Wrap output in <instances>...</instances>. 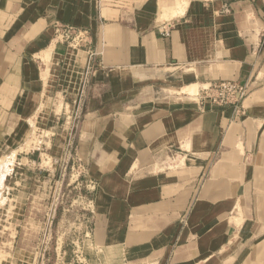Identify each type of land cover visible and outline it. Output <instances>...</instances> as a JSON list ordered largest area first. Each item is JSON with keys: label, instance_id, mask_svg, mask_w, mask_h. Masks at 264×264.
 I'll return each mask as SVG.
<instances>
[{"label": "crops", "instance_id": "1", "mask_svg": "<svg viewBox=\"0 0 264 264\" xmlns=\"http://www.w3.org/2000/svg\"><path fill=\"white\" fill-rule=\"evenodd\" d=\"M57 24L90 43H58ZM227 81L251 84L244 116L200 103ZM83 85L74 153L97 254L264 264V0H0V157L46 155L33 132L59 130Z\"/></svg>", "mask_w": 264, "mask_h": 264}, {"label": "rangeland", "instance_id": "2", "mask_svg": "<svg viewBox=\"0 0 264 264\" xmlns=\"http://www.w3.org/2000/svg\"><path fill=\"white\" fill-rule=\"evenodd\" d=\"M185 92L195 95L198 87ZM69 116L57 131L35 129L27 149L46 154L36 163L0 157V264H118L96 253L90 235L92 192L68 148Z\"/></svg>", "mask_w": 264, "mask_h": 264}, {"label": "built area", "instance_id": "3", "mask_svg": "<svg viewBox=\"0 0 264 264\" xmlns=\"http://www.w3.org/2000/svg\"><path fill=\"white\" fill-rule=\"evenodd\" d=\"M165 34L168 35V31H165ZM56 41L60 44H64L70 49L77 50L83 48L85 45H88L89 39L85 32L63 24L56 25ZM92 63H88V68H91ZM252 87L249 82H240V81H227L221 83H214L205 85L202 87L201 92L199 94V100L202 105L209 104L215 108H223V109H233L237 116H244V102L252 93ZM85 94V88L83 85V89L79 95V100L76 103V111L73 115L69 117L70 124L72 125L71 131L69 133V141L68 148L73 153L75 159L79 163V170H82L81 174H85L83 176L86 188L89 191L94 193L96 190V185L93 181H88L86 178V173L84 170V166L81 164L80 159L74 153L75 150V137L78 129V124L82 115V104L83 97Z\"/></svg>", "mask_w": 264, "mask_h": 264}, {"label": "bare ground", "instance_id": "4", "mask_svg": "<svg viewBox=\"0 0 264 264\" xmlns=\"http://www.w3.org/2000/svg\"><path fill=\"white\" fill-rule=\"evenodd\" d=\"M183 3H185V2H183ZM179 6V5H178ZM192 90V89H191Z\"/></svg>", "mask_w": 264, "mask_h": 264}]
</instances>
